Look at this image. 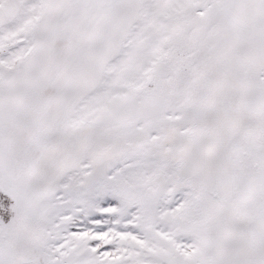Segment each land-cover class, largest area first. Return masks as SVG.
<instances>
[{
    "label": "snow or ice",
    "instance_id": "snow-or-ice-1",
    "mask_svg": "<svg viewBox=\"0 0 264 264\" xmlns=\"http://www.w3.org/2000/svg\"><path fill=\"white\" fill-rule=\"evenodd\" d=\"M0 264H264V0H0Z\"/></svg>",
    "mask_w": 264,
    "mask_h": 264
}]
</instances>
